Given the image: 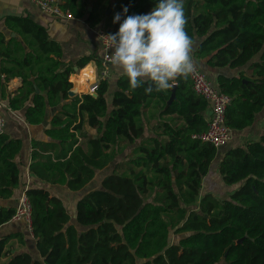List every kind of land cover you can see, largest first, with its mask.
<instances>
[{"label":"trees","instance_id":"1","mask_svg":"<svg viewBox=\"0 0 264 264\" xmlns=\"http://www.w3.org/2000/svg\"><path fill=\"white\" fill-rule=\"evenodd\" d=\"M77 2L64 0V7L84 17ZM156 2L125 0L118 13L122 19L148 14ZM183 2L185 30L197 43L194 57L236 70L214 82L232 98L226 122L234 138L221 148L194 137L207 130L212 108L193 89L189 75L150 94L147 85L131 89L122 73L113 80L102 77L97 95L77 96V109L69 94L78 80L75 66L85 70L96 59L103 69L102 59L90 54L68 61L46 26L30 15L10 17L23 39L7 40L0 32V99L14 111L24 110L30 125L42 124L49 106L59 107L44 130L48 139L32 140L30 172L78 191L98 172L112 170L78 199L73 218L46 186H29L31 225L22 221L43 259L13 251L16 240L26 243L20 230L0 235V264H264V133L255 140H243L242 134L264 109V0ZM86 20L92 26L102 21L95 13ZM118 28L114 23L108 32ZM16 76L23 85L13 95L7 81ZM154 100L159 121L152 126L154 134L146 135ZM4 115L7 123L8 110ZM122 140L134 148L128 160L114 163ZM22 148L23 138L10 136L6 128L0 133L1 199H10L25 184L16 159ZM214 173L229 188L227 197L204 190ZM16 210L0 205V226Z\"/></svg>","mask_w":264,"mask_h":264},{"label":"crops","instance_id":"2","mask_svg":"<svg viewBox=\"0 0 264 264\" xmlns=\"http://www.w3.org/2000/svg\"><path fill=\"white\" fill-rule=\"evenodd\" d=\"M125 0H78V5L81 8H84L86 11V15L84 17H75L73 19H65V18H56L50 16L44 12H42L35 4L27 1V0H0V32L5 35L7 40H10L12 37L17 39H23L22 35L16 31L14 28L10 26L12 20L10 17L17 16H32L38 23L47 27L49 35L52 39H56L61 42L64 50V57L68 61L76 62L77 59L83 55L96 54L100 58L103 55V42L100 36L101 30L104 27V24L108 21V15L112 12V15H109V20L111 21V27L113 26V19L118 10L121 8ZM108 10H111L110 12ZM89 13H95L99 15L102 21L96 25L92 26L89 22H87L86 18ZM197 43H193V53ZM192 53L193 59L198 63V65L203 69L205 73H207L208 77L216 82L219 74H226L232 76L236 74V70L230 67L216 68L209 66L205 60H200L194 57ZM1 59V57H0ZM77 66V65H76ZM90 70L89 77H84L83 74L87 70L78 69L75 70V73L78 72V80L76 84L73 86L71 91L76 94L73 100L75 107L78 109V105L76 103L77 96H81L85 92H91L92 87L91 84L98 82L100 76L103 74V69H100L96 59H93L89 62L87 66ZM121 70L111 65L109 67V72L107 78L109 80L115 79L119 74H121ZM113 77V78H112ZM23 85L22 77L16 76L9 78L7 81L8 91L13 95L17 93L20 87ZM94 93V92H93ZM75 99V100H74ZM6 102V101H5ZM4 110H8V118L6 123V131L12 137H21L23 138V148L20 154L17 156V161L21 165L22 169L25 172L24 183L20 187H18L14 195L6 200L0 198V205H15L18 206L19 198L26 191L29 186L37 183L38 185L46 186L52 195L59 196L68 210L72 218L75 215L76 204L78 199L85 193L88 189H94L96 187L89 188V185L96 179L92 180L85 188L73 191L67 185L62 184H48L44 181H40L37 177L30 172L29 166L31 164V154L33 150L32 140L33 138H37L40 140H46L48 137L46 136L44 130L51 125L52 116L58 111L59 107H48L46 118L40 125H30L24 119V110L14 111L12 110L8 103ZM154 113V112H152ZM148 116V113H147ZM159 115L157 114V122L159 121ZM166 119H171V115H166ZM179 123H182L183 120H179ZM154 124V123H153ZM152 127V124H151ZM87 130L93 135L96 134V129L91 128L87 125ZM148 130H152L148 128ZM264 133V109L257 115L255 123L242 132L243 140L249 139H257L260 135ZM50 140V139H49ZM51 149V148H50ZM53 156H55V151L50 150ZM102 180V179H101ZM100 180V185H101ZM209 183V181H208ZM213 192V191H212ZM73 221V219H72ZM22 220H14L12 219L10 222L0 226V235H4L13 231L23 230L26 235V243L22 244L20 241L16 240L14 245V252L18 251H29L33 254L34 257H40V254L36 248V242L25 228V222Z\"/></svg>","mask_w":264,"mask_h":264},{"label":"clouds","instance_id":"3","mask_svg":"<svg viewBox=\"0 0 264 264\" xmlns=\"http://www.w3.org/2000/svg\"><path fill=\"white\" fill-rule=\"evenodd\" d=\"M125 7L123 13H127ZM118 31L108 34L113 66L127 77L135 90L145 87V93L173 87L179 77L195 70L193 40L185 30L187 23L183 0H157L148 14L116 13L113 23Z\"/></svg>","mask_w":264,"mask_h":264},{"label":"built area","instance_id":"4","mask_svg":"<svg viewBox=\"0 0 264 264\" xmlns=\"http://www.w3.org/2000/svg\"><path fill=\"white\" fill-rule=\"evenodd\" d=\"M35 4L42 12L56 17L73 19L75 15L68 9L64 7V0H27ZM108 31L101 30L100 36L103 42V55H102V66L103 74L100 77H107L109 72V67L111 65L108 57L111 55V50L109 48ZM195 70L189 74L192 82L193 89L197 94L203 96L211 103L212 115L208 123V128L204 132L194 137H199L204 141L212 143L217 148L226 146L233 138V130L226 122V113L228 106L232 100L231 96L222 91L209 77L208 75L199 67L198 63L193 59ZM98 82L91 84L92 91L98 87ZM7 104L5 100L0 99V133L4 132L6 126V116L4 115V109ZM32 216V205L30 199L25 192L19 198V203L17 206L16 213L13 216L14 220L25 219L29 225H31Z\"/></svg>","mask_w":264,"mask_h":264},{"label":"rangeland","instance_id":"5","mask_svg":"<svg viewBox=\"0 0 264 264\" xmlns=\"http://www.w3.org/2000/svg\"><path fill=\"white\" fill-rule=\"evenodd\" d=\"M109 12L111 10H108ZM112 15V12L109 14ZM109 15H108V21L106 22V24H104V27L102 28L103 31H109L112 29L111 27V21L109 20ZM207 74V73H206ZM101 77V76H100ZM109 79V78H108ZM76 94L70 95L72 98L75 97ZM75 100V99H74ZM157 101L154 100L152 102V105L150 106L149 110H148V116H147V126L148 128L152 129V126L157 122V114L159 113V107H156ZM154 112V113H152ZM154 123V124H153ZM91 133H93L91 131ZM154 134L153 130H147L146 131V135H151ZM134 148L133 144H130L128 141L126 140H122L119 146V155L117 157V159L115 160L114 163L116 162H120L122 160H128L129 159V155L131 150ZM112 170V166H110L108 169L103 170L98 172V175L96 177V179L91 183V185H89V188L92 187H99L100 186V180L108 173ZM208 182L204 183V190L205 191H213L217 196H219L220 198L223 197H227L229 195V188L223 183V181L221 180V178L219 177V175H216L215 173L212 175V177L208 178ZM204 191V192H205ZM178 235H174L173 240H175L177 238ZM218 264H225L224 261L219 262Z\"/></svg>","mask_w":264,"mask_h":264},{"label":"water","instance_id":"6","mask_svg":"<svg viewBox=\"0 0 264 264\" xmlns=\"http://www.w3.org/2000/svg\"><path fill=\"white\" fill-rule=\"evenodd\" d=\"M75 70H78V66H75ZM176 85H177V84H174V89H173V93H172V95H171L170 102L175 98V89H176ZM69 94H70V95H73L74 93H73L71 90H69ZM94 95H97V93L94 92ZM239 241H241V240H239Z\"/></svg>","mask_w":264,"mask_h":264},{"label":"bare ground","instance_id":"7","mask_svg":"<svg viewBox=\"0 0 264 264\" xmlns=\"http://www.w3.org/2000/svg\"><path fill=\"white\" fill-rule=\"evenodd\" d=\"M79 69V68H78ZM78 71V70H77ZM89 75H90V70L88 69V70H86L85 72H84V74H83V76L85 77H89Z\"/></svg>","mask_w":264,"mask_h":264}]
</instances>
